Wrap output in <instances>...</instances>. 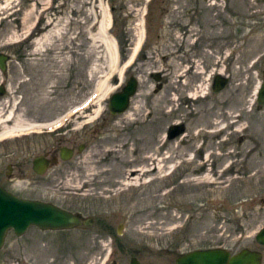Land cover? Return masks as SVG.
Wrapping results in <instances>:
<instances>
[{"label":"rangeland","instance_id":"rangeland-1","mask_svg":"<svg viewBox=\"0 0 264 264\" xmlns=\"http://www.w3.org/2000/svg\"><path fill=\"white\" fill-rule=\"evenodd\" d=\"M101 10L105 46L97 41ZM140 31L139 52L123 68ZM0 52L8 55L1 108H14L21 124L60 121L0 140V186L91 220L9 230L0 264H174L202 244L255 249L264 264L255 241L264 227V105L253 101L264 80V0H0ZM176 64L194 67L178 76ZM217 70L226 82L213 91ZM135 75L129 120L110 112L108 98ZM99 81L109 90L87 123ZM62 147L73 149L69 159ZM113 147L120 150L108 154ZM148 154L160 171L123 186L129 160L140 168ZM36 155L49 161L42 174L32 169ZM88 165L101 174L82 184ZM203 173L213 181L196 178ZM71 174L80 187H68Z\"/></svg>","mask_w":264,"mask_h":264},{"label":"water","instance_id":"water-1","mask_svg":"<svg viewBox=\"0 0 264 264\" xmlns=\"http://www.w3.org/2000/svg\"><path fill=\"white\" fill-rule=\"evenodd\" d=\"M7 60L8 55L0 52L2 71L6 68ZM225 82V78L216 75L212 86L213 91H219ZM137 85L136 76H131L119 91L110 95L108 108L112 114H120L128 109L130 100L136 93ZM3 91L4 87L0 86V94ZM255 101L259 105H264V80L255 88ZM169 133V136L174 135L172 129ZM60 154L62 159L66 160L72 155V150L62 147ZM48 166L49 161L43 155H37L32 160V168L38 174L44 173ZM90 221L84 220V224L89 225ZM80 224V217L74 213L49 202L18 197L0 186V248L9 230H13L15 235L20 236L31 225L41 230H61L75 228ZM255 240L258 244L264 245V227L257 232ZM261 260L262 253L258 250L243 248L231 254L228 250L216 248L192 250L179 256L175 264H261ZM131 264H136L135 258H132Z\"/></svg>","mask_w":264,"mask_h":264},{"label":"bare ground","instance_id":"bare-ground-1","mask_svg":"<svg viewBox=\"0 0 264 264\" xmlns=\"http://www.w3.org/2000/svg\"><path fill=\"white\" fill-rule=\"evenodd\" d=\"M102 11L103 10H101V17L102 18H101V20H100V22L98 24V27H97V31L99 33V39H97V41L100 43L101 46H103L104 43H105V40L103 39L102 35H103L104 32H107L108 25H109V23H108L109 20L106 19L107 15L104 14V11L102 13ZM142 40H143V33L140 31L138 33V36H137L136 40H135V44H134L133 48L129 52V55H128L127 59L124 61L123 68H127V67H129L132 64L133 60L135 59V57L137 56V54L139 52V48H140V45L142 43ZM107 45H108V50L111 53V46L108 43H107ZM215 64L218 65L217 62ZM110 65H111V68H116L117 63H116L115 59L113 58V56H111V58H110ZM193 67H194V65L191 64L189 66L186 65V69H182L178 64H176V67H175L176 71H177V68H179V69H181V72L177 73L175 75H178V76L179 75L180 76L185 75L187 73V71L190 70V69L192 70ZM220 72H221V70H220ZM121 74H122V72H120L118 76L120 77L121 83H122L123 82V75H121ZM175 75L172 76L173 79L170 80L171 83H176V80H175L176 76ZM137 78H138V80H140L138 76H137ZM118 86L119 85H117L115 88H117ZM98 89L100 90V96L96 100V103H98V105L94 109L92 115H90L88 117V122L87 123H89V121L95 119L98 115H100L102 110H103L100 101L105 98V94H106V92H108L109 89L103 87L100 84V81L98 83ZM154 91H155V89L152 90L151 93L154 92ZM254 93H255V90L253 91V96H254ZM191 95H192V97L194 96V94H191ZM131 100H132V98H131ZM0 105H2V103H0ZM5 107H8V105H5L3 108H1V106H0V140L4 139V138H7V137H10L11 135L19 132V129L21 131L22 128L23 129H28L29 127H46V128H49L50 130H53V129L59 127V124H58L60 122L59 119H56V120L51 121L49 123H29V121H27L24 124H21L20 122H18L16 120L15 109L14 108H5ZM129 113L130 112H129V108H128L126 111L122 112L121 114L126 115V117L129 118V120L135 119V118H130L129 116H127ZM147 114H149V112ZM10 122L13 123V126H11V127L7 126V123H10ZM221 130H222V128H218V130H214V132H220ZM37 131H39V130H37ZM183 140H184V138L181 139L182 142H183ZM118 150H120V149H116L115 147H113V148L106 149V152L109 154V153H113V152H118ZM193 155L197 156L196 153H194ZM208 155H209V153H207L205 155V157L208 156ZM144 158H145V160H147L148 165L140 167V168L136 167V165L133 163L134 161L132 159L129 160L128 165H127L129 167V169H125L124 173H122L123 177H122V179L120 181V183L123 186H125V187L137 186V185L140 184L139 180L143 176H147L148 174H152L153 172L156 173V172L160 171V168H159L160 160H156V158L152 157V154H148V155L144 156ZM185 160L190 162V161L193 160V158L190 157L189 153H186ZM85 162H87V161H85L84 159L82 161H80L79 164H81V165H79V167L83 168V166H86V165H83ZM172 167H174V164H171V165L169 164L168 165V171H171ZM199 168L200 167L197 166L196 169H199ZM203 169L204 168L201 167V170H203ZM228 169H229V167L225 168L224 171H226ZM87 172L88 173H86L84 175L85 180H84V182L82 184L91 181L92 179L98 177L101 174V171L95 169V167H92V166H89V168L87 169ZM198 172H200V170ZM71 175H70V178L67 179V181H68L67 183H69V184H67L68 187H71V188L80 187L81 186V184H79L80 182L78 180L76 182L77 174L72 175V177H71ZM208 177H210L209 173H203L202 175H197L196 176V178H201V179L207 180V181L211 178V177L210 178H208ZM210 181H213V179L211 178Z\"/></svg>","mask_w":264,"mask_h":264},{"label":"flooded vegetation","instance_id":"flooded-vegetation-1","mask_svg":"<svg viewBox=\"0 0 264 264\" xmlns=\"http://www.w3.org/2000/svg\"><path fill=\"white\" fill-rule=\"evenodd\" d=\"M200 41L201 42H203L204 41V37L202 36V34L200 35ZM213 39V41H211L212 43L213 42H216V41H218V40H220V38H219V36H213L212 37ZM220 49H217V58H219L220 57V55H221V53H220V51H219ZM183 63V61H180L179 62V64L181 65ZM182 66V65H181ZM218 74H220V70H217V75ZM129 78H130V76H129ZM128 80V79H127ZM127 80H125V82H124V84H126V82H127ZM123 84V85H124ZM122 85V86H123ZM121 86V87H122ZM82 147V146H81ZM80 148V147H79ZM70 149V148H69ZM72 153H73V149H72ZM194 154V153H193ZM201 155H202V153H201ZM60 156H61V154H60ZM62 158V157H61ZM69 159V158H68ZM64 160V159H63ZM81 217V216H80ZM81 220H83L82 219V217H81ZM216 248H222V249H225V250H228L231 254H234V253H237L238 251H231L232 249L231 248H229V247H227V246H224V245H221V244H207V245H204V244H202V245H199V246H196L195 248H193V249H189V250H187V251H185L184 253H181V254H178L176 257H175V259H174V264H175V261H176V259L179 257V256H181V255H183V254H186V253H188V252H190V251H192V250H208V249H216ZM131 259V258H130ZM261 264H262V261H261Z\"/></svg>","mask_w":264,"mask_h":264}]
</instances>
